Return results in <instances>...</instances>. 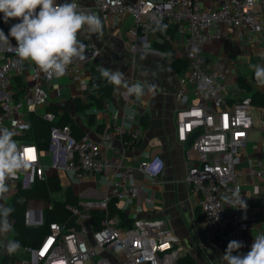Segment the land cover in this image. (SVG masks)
I'll return each instance as SVG.
<instances>
[{
  "label": "built area",
  "instance_id": "2783aa9c",
  "mask_svg": "<svg viewBox=\"0 0 264 264\" xmlns=\"http://www.w3.org/2000/svg\"><path fill=\"white\" fill-rule=\"evenodd\" d=\"M95 1L103 18L132 17L131 52L137 50L138 40L153 32L157 21L166 28H175L182 43L186 67L185 76L179 81L175 93V100L181 105L174 116L176 139L179 143H187L196 133L185 152L190 162L184 181L189 192L199 196L198 204L207 234L204 243L225 250L230 241L236 240L244 245L239 252L247 253L251 247L246 235L251 217L238 207V200L242 199V184L238 180L236 166L239 148L253 127L251 99L242 97L228 103L225 95L227 69L222 64L217 68L209 67L202 46L214 40L229 42L230 35L225 29L236 30L234 37L239 41L249 40L254 35L264 38V0ZM62 2L64 0H57V3ZM10 43L15 46L16 41L10 40ZM84 44L86 59L74 61L63 76L73 73L81 89L86 88L87 81L79 77V67L88 66L99 53L95 43ZM1 53L0 127H8L14 132L13 139L31 165L18 173L17 178L7 181L8 192H14L18 188L28 189L47 177L43 163L45 151L32 141L15 137L31 131L30 115H38L37 108L46 103L47 86L56 77L30 62L21 61L9 44L3 43ZM26 75L30 84L20 88L23 95L17 100L13 78L23 79ZM186 84L192 87L197 103L184 105ZM40 116L50 124L45 149L50 157L49 168L62 170L78 182L95 174L112 172L113 178L109 182L112 190L110 195L101 199L79 200L75 205H67L78 228L65 231L60 224L49 223L47 233L36 246L22 249L24 255L20 264H113L110 257L114 253L119 255L120 264H177L179 242L164 221L134 219L130 227H119L117 217L108 216L111 200L133 199L138 194L129 169L121 161L103 156L97 142L76 140L69 126L58 125L54 114L45 111ZM129 117L132 116H123L119 123L109 124L110 132L120 136L126 147L135 145L140 133V128L131 125L134 117ZM260 127L264 128V121ZM108 136L104 134L103 138ZM28 149L31 150V159L26 152ZM138 169L156 178L164 169V161L159 155H154L139 161ZM92 210L105 212V217L101 228L91 231L88 223ZM23 222L28 227L42 226V211L26 209Z\"/></svg>",
  "mask_w": 264,
  "mask_h": 264
},
{
  "label": "crops",
  "instance_id": "0c3cea01",
  "mask_svg": "<svg viewBox=\"0 0 264 264\" xmlns=\"http://www.w3.org/2000/svg\"><path fill=\"white\" fill-rule=\"evenodd\" d=\"M78 4L82 9L98 14L103 22L102 34H91L89 37V34L82 33L79 36L82 43H95L99 52L92 63L79 67V77L87 81V86L81 89L73 73L66 77H56L47 86L46 103L37 108L38 115L34 116L48 127L49 122L43 120L40 115L49 107L65 110L83 132L81 139L97 142L103 156L121 161L129 169L138 187V194L133 199L114 200L124 216L132 222L134 219L164 221L166 228L178 239L180 264H218L225 250L214 244L204 243L207 234L198 204L199 196L189 192L184 181L186 167L190 162L185 155L188 142L179 143L175 134L174 116L181 106L175 100V93L179 81L185 76L179 37L174 35L172 40H168V48L161 50L154 47V44L161 45L163 39L152 32L138 40L137 50L131 52L129 47L133 38L130 35V15L103 18L95 0H78ZM225 31L230 35L229 42L214 40L205 43L202 50L208 58L209 67L217 68L222 64L227 69L226 100L233 103L242 97H250L252 100L255 94L264 96V86L258 84L249 66L264 64V58L261 56L264 53V38L254 35L249 40L239 41L234 37L236 30ZM2 50L3 43L0 42V53ZM1 58L0 56V60ZM100 66L119 69L124 73L129 85L142 83L144 94L139 97L129 95L127 89L122 86H114L112 90L105 92L94 91L89 86L90 71L92 68L99 69ZM240 78L246 82L248 88L238 85ZM22 82L24 85L30 84L28 75ZM151 85L155 87H150ZM184 88V105L197 103L192 87L186 84ZM91 97H100L101 106L81 109L91 101ZM129 115L134 117L132 127L140 128V133L137 143L126 147L120 136L110 132L109 124L119 123L123 116ZM251 115L253 127L239 148L236 172L242 184V200L246 204L243 210L251 217L246 235L252 245L254 237L264 233V128L260 127L264 121V103L257 96L251 102ZM143 117L148 119L146 128L142 124ZM104 134L109 135L107 139L103 138ZM43 150L46 178L55 177L58 180L61 188L57 195L59 200L65 198L67 189L77 201L101 199L110 195L112 188L109 182L113 178L112 172L95 174L78 182L62 170L50 169V157L46 150ZM154 155L163 159L164 169L156 178H151L139 171L138 163ZM7 195L0 198V205H10L11 196ZM48 206L49 203L44 200H28L26 209L43 212ZM88 224L91 231L95 230L91 220ZM10 239L11 231L0 235V263L7 258L5 264H20L24 255L23 248L14 254L5 251V243ZM110 259L113 264H120L118 254L114 253Z\"/></svg>",
  "mask_w": 264,
  "mask_h": 264
},
{
  "label": "clouds",
  "instance_id": "9594fccd",
  "mask_svg": "<svg viewBox=\"0 0 264 264\" xmlns=\"http://www.w3.org/2000/svg\"><path fill=\"white\" fill-rule=\"evenodd\" d=\"M0 13L5 23L12 19L19 21L11 25L7 35L0 29V42L12 46L21 61L30 62L57 78L66 75L74 61L86 59V45L79 39L80 34L87 33L90 37L91 34L103 32L100 16L80 8L78 0H64L62 3H57V0H0ZM156 24L153 31L166 29L162 22L157 21ZM10 38L15 39V46L10 43ZM261 56L264 58V53ZM249 66L258 84L264 86V64ZM98 71L108 83L127 89L129 95L139 97L144 94V85L140 82L129 85L119 69L100 66ZM14 135L8 127H0V198L9 191L7 181L17 178L18 173L31 166L20 145L13 139ZM238 205L240 208L246 207L241 197ZM12 212L11 207L0 205V235L12 230L9 220ZM20 247L19 241L8 240L5 243V251L9 254ZM242 247V242L230 241L218 264H264V233L254 237L247 253L239 252Z\"/></svg>",
  "mask_w": 264,
  "mask_h": 264
},
{
  "label": "trees",
  "instance_id": "16d2710c",
  "mask_svg": "<svg viewBox=\"0 0 264 264\" xmlns=\"http://www.w3.org/2000/svg\"><path fill=\"white\" fill-rule=\"evenodd\" d=\"M14 22L9 20L8 23H5L3 20V16L0 14V29L4 31L7 35L11 25ZM157 26H154L155 29ZM158 37L163 39V43L161 45L154 44V47H158L161 50H166L168 48V40H172L174 35H176L175 28H166L164 31H153ZM13 39V38H10ZM185 66V64H184ZM186 71V67H185ZM91 77L89 80V86L96 92H105L110 91L114 88V85L108 83L106 79L100 76L98 69H91ZM13 89L15 90V98L18 100L20 96H22V87L24 84L22 82L21 77L13 78ZM238 85L241 88H248L246 82L243 79L238 80ZM259 99L264 103L263 95L255 94ZM254 96V97H255ZM252 97V100L253 98ZM251 100V102H252ZM92 102V103H91ZM91 106L100 107L101 106V98L100 97H91V101L84 105L83 108H89ZM47 112H50L57 116L58 125L60 126H69L71 130L72 136L76 140H80L83 137V132L79 128V126L73 121L72 118L69 117L68 113L59 108V107H49ZM31 121V131L25 135L15 137L16 139L28 140L34 142L40 149H46L49 140V126H45L44 122L37 118L34 115H30ZM143 127L146 128L148 126L147 117H143L142 119ZM61 188L59 186V182L55 177L46 178L44 181L36 182L28 189L18 188L10 197V205L13 209L9 220L12 223L11 230V239L20 242V249L24 247H34L38 244V242L45 236L47 233V228L49 223L56 222L60 224L65 231H69L71 229H77L78 224L75 221L73 215H71L70 211L66 208L67 205H75L77 202L76 198L72 195L69 189L65 191V198L63 200L58 199V193H60ZM28 200H44L49 203V206L42 212L43 213V225L38 227H28L24 225L23 215L26 210V205ZM116 201L111 200L108 203L107 213L109 217L115 216L119 220V227H130L132 225V221L127 219L122 211H120L116 205ZM91 215V224L93 225L95 230L101 228V221L105 217V212L92 210L90 212ZM19 249V250H20ZM18 250V251H19ZM17 252V251H16ZM14 252V253H16ZM12 253V254H14ZM10 258V257H9ZM180 259V258H179ZM7 258H5L2 263H5ZM177 264H180V260H178ZM189 264H193L192 262Z\"/></svg>",
  "mask_w": 264,
  "mask_h": 264
},
{
  "label": "rangeland",
  "instance_id": "374dc122",
  "mask_svg": "<svg viewBox=\"0 0 264 264\" xmlns=\"http://www.w3.org/2000/svg\"><path fill=\"white\" fill-rule=\"evenodd\" d=\"M0 56L2 57L3 56V54L2 53H0ZM263 99H264V97H263ZM250 113H251V108H250ZM257 117H256V114H255V123L257 122V119H256ZM13 187V186H12ZM12 195V192H9L8 193V195L7 196H11ZM61 199H63V197H61ZM9 236H10V234H9Z\"/></svg>",
  "mask_w": 264,
  "mask_h": 264
},
{
  "label": "water",
  "instance_id": "95a60500",
  "mask_svg": "<svg viewBox=\"0 0 264 264\" xmlns=\"http://www.w3.org/2000/svg\"><path fill=\"white\" fill-rule=\"evenodd\" d=\"M196 133L192 134L188 140V146L192 143L194 137H195Z\"/></svg>",
  "mask_w": 264,
  "mask_h": 264
},
{
  "label": "snow or ice",
  "instance_id": "6c2138e0",
  "mask_svg": "<svg viewBox=\"0 0 264 264\" xmlns=\"http://www.w3.org/2000/svg\"><path fill=\"white\" fill-rule=\"evenodd\" d=\"M26 152L29 153V157L28 158L31 159L32 158V156H31V150L28 149V150H26Z\"/></svg>",
  "mask_w": 264,
  "mask_h": 264
}]
</instances>
